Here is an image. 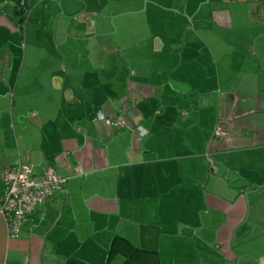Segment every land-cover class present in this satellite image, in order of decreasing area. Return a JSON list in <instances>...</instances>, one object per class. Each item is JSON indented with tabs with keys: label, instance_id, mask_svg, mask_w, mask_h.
Listing matches in <instances>:
<instances>
[{
	"label": "crops",
	"instance_id": "obj_1",
	"mask_svg": "<svg viewBox=\"0 0 264 264\" xmlns=\"http://www.w3.org/2000/svg\"><path fill=\"white\" fill-rule=\"evenodd\" d=\"M16 160L67 194L0 264H264V0H0V194Z\"/></svg>",
	"mask_w": 264,
	"mask_h": 264
},
{
	"label": "built area",
	"instance_id": "obj_2",
	"mask_svg": "<svg viewBox=\"0 0 264 264\" xmlns=\"http://www.w3.org/2000/svg\"><path fill=\"white\" fill-rule=\"evenodd\" d=\"M26 14V11L21 12L22 17ZM96 120L108 127L118 129L125 127V122L120 118L110 119L102 114H96ZM213 138L228 140L230 134L216 125ZM207 161L208 175L216 174L217 168L212 160L208 157ZM82 174L83 170L80 166L73 168V175L81 176ZM2 180L4 190L0 194V215L7 225L11 238L19 237L22 224L27 221L36 207L46 204L58 192L67 194L65 187L67 179L52 166L46 167L42 173L34 176L32 165L16 160L4 171Z\"/></svg>",
	"mask_w": 264,
	"mask_h": 264
},
{
	"label": "trees",
	"instance_id": "obj_3",
	"mask_svg": "<svg viewBox=\"0 0 264 264\" xmlns=\"http://www.w3.org/2000/svg\"><path fill=\"white\" fill-rule=\"evenodd\" d=\"M142 251H137V250H133L132 248H130L124 241H114L111 248H110V252H109V258H108V263L112 260V257H114V255L116 254H120L124 257H126V263L125 264H138L135 263L133 261V258L137 253L139 254H143Z\"/></svg>",
	"mask_w": 264,
	"mask_h": 264
},
{
	"label": "water",
	"instance_id": "obj_4",
	"mask_svg": "<svg viewBox=\"0 0 264 264\" xmlns=\"http://www.w3.org/2000/svg\"><path fill=\"white\" fill-rule=\"evenodd\" d=\"M257 191H258V190L254 191V192L257 193ZM245 196L247 197L248 194H245ZM262 204H264V198H260L259 201H258V206H259V207H260ZM249 210H250V208H249ZM258 214H259V213H258ZM259 215H260V214H259ZM245 222H246V221H245ZM245 222H243V224H244ZM243 224H242V225H243ZM242 225H241V226H242ZM241 226H240V227H241ZM255 228L261 230V232H264V227L258 225V226H254V227H252V228H251V231H250L249 233L251 234V232H252ZM248 235H249V234L245 235L244 237H247ZM244 237H243V238H244Z\"/></svg>",
	"mask_w": 264,
	"mask_h": 264
}]
</instances>
